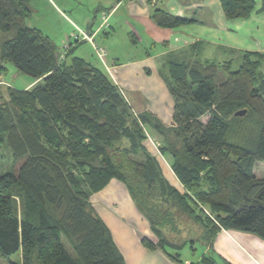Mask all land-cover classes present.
I'll list each match as a JSON object with an SVG mask.
<instances>
[{
  "label": "trees",
  "instance_id": "1",
  "mask_svg": "<svg viewBox=\"0 0 264 264\" xmlns=\"http://www.w3.org/2000/svg\"><path fill=\"white\" fill-rule=\"evenodd\" d=\"M29 4L0 0V31L16 27L0 46V75L10 63L37 81L28 90L8 87V101L0 105V145L20 162L16 172L0 176V259L17 264L10 259L20 253V264H124L88 204L112 180L149 220L154 237L141 239L148 250L166 253L163 244L170 246L150 207L157 195L168 202L162 213L195 222L199 235L233 229L264 240V178L253 174L254 164L264 163V53H242L236 70L231 63L171 64L165 82L172 124L164 126L152 114L136 113L120 86L71 49L60 60L50 39L25 25ZM254 6L253 0H221L227 20L248 18ZM152 18L167 28L186 22L161 11ZM240 110L246 114L234 117ZM252 118L258 133L250 147L227 141L230 131L247 133ZM152 132L162 138L158 152L171 159L180 190L147 148Z\"/></svg>",
  "mask_w": 264,
  "mask_h": 264
},
{
  "label": "crops",
  "instance_id": "2",
  "mask_svg": "<svg viewBox=\"0 0 264 264\" xmlns=\"http://www.w3.org/2000/svg\"><path fill=\"white\" fill-rule=\"evenodd\" d=\"M32 1L38 6L45 2L71 28L92 35L104 49L108 67L100 66L90 45L86 55L77 56L73 54L78 45L73 46L71 55L102 69L121 87L125 98L129 96L131 100H126L136 113L152 114L164 126L172 124L173 105L165 82L171 64H233L240 62L244 52L264 53L262 0H253L255 6L248 18L236 20L226 19L221 0H95L90 16L82 19L77 16L82 14L85 0ZM155 11L186 22L173 28L158 26L152 18ZM28 22V28L37 29ZM120 41L126 47L143 51L137 58L123 61L117 52ZM36 84V80L28 81L23 90ZM3 85L6 84L0 80V87ZM162 172L168 183L180 190L172 173L168 169ZM93 197L92 209L107 228L124 264H202L206 258L211 264H264V240L233 229H220L209 237L201 233L173 253L148 250L141 239L154 237L149 221L123 184L112 180ZM169 256H176L177 260ZM10 260L20 264V253ZM0 264L7 262L0 260Z\"/></svg>",
  "mask_w": 264,
  "mask_h": 264
},
{
  "label": "rangeland",
  "instance_id": "3",
  "mask_svg": "<svg viewBox=\"0 0 264 264\" xmlns=\"http://www.w3.org/2000/svg\"><path fill=\"white\" fill-rule=\"evenodd\" d=\"M29 5L31 7L32 13L30 16L25 20V22L29 21L27 24L39 29L42 31L43 34L48 36L50 41L57 47L58 52L63 51L64 45H68L70 43L71 48L65 49L66 52H68L70 49H72L73 46L78 45V50L74 51L75 56L85 54L90 49L91 44L86 41H81L76 43L74 41V36H79V31L82 32V30L77 29V27L72 28L67 24V22L59 15L57 12H52L46 5L45 2H42L41 4L36 5L35 1H29ZM95 3V0H85L84 7L82 8V14L76 15L78 19H82L85 16H90L92 12V7ZM92 16V15H91ZM71 24V23H70ZM76 31H71L72 29H75ZM16 33V27H13L9 34H4L0 31V46L1 44L9 38H12ZM119 34H121L119 32ZM82 36V35H81ZM101 38L100 36H98ZM73 38V39H72ZM100 44V43H99ZM90 45V46H89ZM101 45V44H100ZM102 46V45H101ZM104 47V46H103ZM105 48V47H104ZM120 50L117 51L119 57L122 58L123 61L125 60H132L133 58H137L139 56V53L142 50L141 49H131L130 47H126L121 41L119 43ZM106 49V48H105ZM81 53H80V52ZM94 54V52H93ZM95 55V54H94ZM95 58L99 62L100 66L104 69V67L101 65L102 63L95 55ZM92 62V61H91ZM95 63V61H93ZM6 68V71L2 73L0 80L5 83L6 85H3L0 87V105L3 104V102L8 101L7 92L5 90L6 86H9L16 90H23L25 85L28 83V81H32L33 79L29 76H26L24 74L18 73L15 68L10 64L7 63L4 65ZM239 67L238 62H233L232 64V70H236ZM109 74V71H107ZM221 77V78H220ZM223 75L218 74L215 78V83L218 85L223 79ZM219 78V79H218ZM218 80V81H217ZM112 81L116 84L117 82L112 78ZM3 87V88H2ZM129 101V96L126 97ZM135 109L137 106L134 104ZM208 116L201 118L202 123H206ZM247 133L241 132L240 134L237 132H229L227 136V141L230 143L238 144V145H247L250 147L251 143L254 142L255 139V133H258V128L255 123V118L249 119L247 123ZM256 130V132H254ZM252 132V134H250ZM254 132V133H253ZM254 135V138H253ZM32 139V138H30ZM162 138L158 135L152 132V135L148 137V144L147 148L151 151V154L154 155L155 158L160 163V169L163 171H170L169 169V160L168 158H165V156L161 157L159 154V150L163 147L164 143L161 142ZM95 161V160H94ZM20 162L15 159L13 156L12 151L7 146L6 143H2L0 145V176L8 173V172H16V170L19 168ZM253 174L256 179H262L264 178V163H255L253 168ZM157 199H155L153 202H150V207H155L157 209V213L159 216V222L160 227H162L165 231V238L168 244L170 246H165L167 250L170 253H173V247L177 246L179 241L188 242L189 239H193L196 236L199 235L201 232L200 226H195V222L188 221V222H179L180 220L178 217L177 220H172L170 218V215H166L167 213H162V208L167 207L168 203L165 198L161 197L160 195H157ZM15 200H18V197L15 196ZM88 204L89 207L93 208L92 205L94 204V197L92 194L88 196ZM153 205V206H152ZM149 221V220H148ZM150 224V223H149ZM158 224V222L156 223ZM151 226V224H150ZM192 231L191 234H189V231ZM152 235L154 234L152 230L150 229ZM161 231V230H160ZM154 236V235H153ZM63 243H65L66 248L70 251V248L68 247L67 241L65 239H62ZM172 247V248H171ZM14 259V258H13ZM1 260V259H0Z\"/></svg>",
  "mask_w": 264,
  "mask_h": 264
},
{
  "label": "bare ground",
  "instance_id": "4",
  "mask_svg": "<svg viewBox=\"0 0 264 264\" xmlns=\"http://www.w3.org/2000/svg\"><path fill=\"white\" fill-rule=\"evenodd\" d=\"M74 41H76V43L81 42V41H86V42L90 43L92 46L93 52L97 56V58L100 60V58L98 57V55H99L103 59V62L100 60V62L102 63L101 65L104 66L105 68L108 67V63H106V61H107L106 53L102 47H100L98 44L95 43L92 35H87L86 33L82 32V36H79L77 39H74ZM66 46L67 45H64V47H63V51H62V54L60 56V60L64 58V55L66 53V51H65ZM70 47H71V45H70ZM95 50L98 52V55H97Z\"/></svg>",
  "mask_w": 264,
  "mask_h": 264
},
{
  "label": "water",
  "instance_id": "5",
  "mask_svg": "<svg viewBox=\"0 0 264 264\" xmlns=\"http://www.w3.org/2000/svg\"><path fill=\"white\" fill-rule=\"evenodd\" d=\"M245 114H246V110H240L234 113V117H241L244 116Z\"/></svg>",
  "mask_w": 264,
  "mask_h": 264
},
{
  "label": "built area",
  "instance_id": "6",
  "mask_svg": "<svg viewBox=\"0 0 264 264\" xmlns=\"http://www.w3.org/2000/svg\"><path fill=\"white\" fill-rule=\"evenodd\" d=\"M79 33H80V35L79 36H81L82 35V32L81 31H79ZM79 36H74L73 38L74 39H77ZM72 38V39H73ZM68 48H71L70 47V43L65 47V49H68ZM96 51V50H95ZM96 53H97V55H98V52L96 51ZM98 57L100 58V60L103 62V59L98 55Z\"/></svg>",
  "mask_w": 264,
  "mask_h": 264
}]
</instances>
